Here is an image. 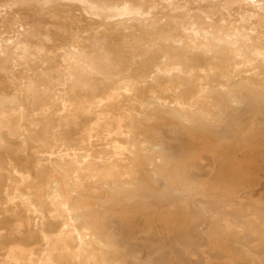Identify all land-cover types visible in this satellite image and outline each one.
<instances>
[{"label":"rangeland","instance_id":"374dc122","mask_svg":"<svg viewBox=\"0 0 264 264\" xmlns=\"http://www.w3.org/2000/svg\"><path fill=\"white\" fill-rule=\"evenodd\" d=\"M187 4L0 11V264H264V0Z\"/></svg>","mask_w":264,"mask_h":264},{"label":"bare ground","instance_id":"6f19581e","mask_svg":"<svg viewBox=\"0 0 264 264\" xmlns=\"http://www.w3.org/2000/svg\"><path fill=\"white\" fill-rule=\"evenodd\" d=\"M64 1V0H62ZM71 1H76L77 3H79L82 8H84V11L87 13H85L86 15H90V16H93V17H98L100 15H103V14H106L110 17H126V16H131V15H139L141 14L143 8L147 5L150 6L151 9H158L162 12H165V11H168L170 12L172 15L176 16L177 19L179 21H181L183 23L184 26H191L192 28V22L190 21L189 19V13L187 11V8H188V4H187V0H124L122 3H116L114 2V4L112 5H108V4H105L103 3L101 0H71ZM200 1H204V0H200ZM211 1H216V0H211ZM26 2V0H6V2L4 4H1L0 3V11H4V9L6 8H9L11 5H15L17 3H24ZM247 2V1H246ZM221 3V2H220ZM83 10V9H82ZM215 14V13H214ZM208 15V14H207ZM211 16V15H210ZM205 18V17H204ZM206 19V18H205ZM113 21V20H112ZM142 26V25H141ZM196 26V25H195ZM197 27V26H196ZM189 28V27H188ZM184 30V29H183ZM185 31V30H184ZM206 33V32H205ZM198 36V35H197ZM235 37V36H234ZM150 38V37H149ZM246 39V38H245ZM208 40V39H207ZM234 46V45H233ZM207 50V49H206ZM207 52V51H205ZM44 76V75H43ZM246 80V79H244ZM238 83V81H237ZM30 85V84H29ZM29 87V86H28ZM30 92V90H29ZM230 96V95H229ZM230 98V97H229ZM17 100V99H16ZM15 99H11V100H8L9 103L11 104H16V101ZM1 101V100H0ZM6 101V100H5ZM157 101V100H156ZM217 101V100H216ZM151 105V103H150ZM165 105V104H164ZM233 106V105H232ZM235 106V105H234ZM228 107V106H227ZM236 107V106H235ZM162 108V107H161ZM234 108V107H233ZM237 108V107H236ZM4 110V109H3ZM217 110H219L217 108ZM221 112V110H219ZM4 112V111H3ZM198 113V112H197ZM141 115V114H140ZM139 115V116H140ZM145 119V117H144ZM151 119L150 117H146V120H149ZM145 120V121H146ZM144 121V122H145ZM218 124V123H217ZM220 126V125H219ZM155 130H153L154 132V136L155 137ZM159 135V134H157ZM156 139V145L157 146H161V142H160V139H158V137L154 138ZM155 175V172H151V177H153ZM152 180V179H151ZM153 183V181H152ZM164 183V182H163ZM168 183V182H167ZM55 184V183H54ZM151 188H150V191H149V194L148 196L149 197H157V198H164L165 197V193H162V192H165L163 191L162 189H159L156 187V185L154 184H151ZM167 188H169V185L166 184ZM170 189V188H169ZM172 189V188H171ZM124 192V190H123ZM128 195V194H127ZM127 198V197H126ZM125 198V199H126ZM129 198V197H128ZM66 199V198H65ZM110 197L102 200V199H97V202L101 205H104V204H108L110 203ZM127 201V200H126ZM74 221L71 222V224L73 223ZM73 225V224H72ZM66 227H69L67 225H65ZM75 226V225H74ZM120 227L122 226L119 225ZM78 227V226H77ZM90 227V226H89ZM112 227V223H109L105 230L103 232H101L100 230L94 235V240H97V241H100L102 242V240L100 239V236H105L106 239H107V235L109 233V230L110 228ZM76 228V226H75ZM78 229V228H77ZM122 229V228H121ZM72 231V230H71ZM71 231H70V234H71ZM75 232V236L74 238L78 239L79 241H81V243H83L79 233L77 230H74ZM182 238V237H181ZM124 237H122L121 240H119L120 242L121 241H124ZM177 244V243H176ZM109 245V242L108 243H105V246ZM113 246V245H112ZM144 251L147 252L148 254V257H151V250L149 248H144ZM108 262L110 264H117V262L115 261V257H112L108 260ZM137 258H134L132 257V262L131 263H134V264H148V263H137ZM119 263V262H118Z\"/></svg>","mask_w":264,"mask_h":264}]
</instances>
